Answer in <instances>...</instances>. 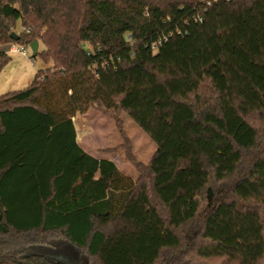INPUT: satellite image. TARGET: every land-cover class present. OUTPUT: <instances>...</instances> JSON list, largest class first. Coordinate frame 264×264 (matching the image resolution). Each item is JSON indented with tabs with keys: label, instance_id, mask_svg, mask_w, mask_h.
<instances>
[{
	"label": "trees",
	"instance_id": "16d2710c",
	"mask_svg": "<svg viewBox=\"0 0 264 264\" xmlns=\"http://www.w3.org/2000/svg\"><path fill=\"white\" fill-rule=\"evenodd\" d=\"M34 40L0 95V264H264V0H0V45ZM91 104L154 142L136 179L79 146Z\"/></svg>",
	"mask_w": 264,
	"mask_h": 264
},
{
	"label": "rangeland",
	"instance_id": "374dc122",
	"mask_svg": "<svg viewBox=\"0 0 264 264\" xmlns=\"http://www.w3.org/2000/svg\"><path fill=\"white\" fill-rule=\"evenodd\" d=\"M43 49L44 45L39 43L38 51ZM9 56L10 62L0 72V95L27 87L36 72L47 67L30 48L25 55L10 53ZM105 110L91 104L72 118L80 144L87 152L113 161L123 174L136 179L138 172L127 158L126 150L129 148L135 160L147 164L155 151V144L126 112ZM208 196L209 203H212L214 196L211 192ZM59 259L69 262L64 257Z\"/></svg>",
	"mask_w": 264,
	"mask_h": 264
},
{
	"label": "crops",
	"instance_id": "0c3cea01",
	"mask_svg": "<svg viewBox=\"0 0 264 264\" xmlns=\"http://www.w3.org/2000/svg\"><path fill=\"white\" fill-rule=\"evenodd\" d=\"M17 27H19V24L17 25ZM15 47H18V45H13V44H6V45H0V51H5L6 53H8V54H10V53H19V54H21V55H25L26 54V51L23 53V52H21V51H15L14 49H15ZM10 62V61H9ZM8 65V64H7ZM7 65L4 67V69L7 67ZM4 69L2 70V72L4 71ZM1 74V73H0ZM73 124H74V127L76 126V124L73 122ZM75 131H76V129H75ZM76 140H77V142H78V144H79V146L83 149V150H85L82 146H81V144H80V140L78 139V136L76 135ZM86 151V150H85ZM87 152V151H86ZM89 153V152H88ZM89 154H91V153H89ZM92 155V154H91ZM94 156V155H93ZM96 157V156H95ZM97 158H100V157H97Z\"/></svg>",
	"mask_w": 264,
	"mask_h": 264
},
{
	"label": "water",
	"instance_id": "95a60500",
	"mask_svg": "<svg viewBox=\"0 0 264 264\" xmlns=\"http://www.w3.org/2000/svg\"><path fill=\"white\" fill-rule=\"evenodd\" d=\"M10 37L11 38H17L18 36H17L16 32L12 31V32H10ZM29 48L32 51V54H36L37 50H38V41L37 40L32 41L29 44Z\"/></svg>",
	"mask_w": 264,
	"mask_h": 264
},
{
	"label": "built area",
	"instance_id": "2783aa9c",
	"mask_svg": "<svg viewBox=\"0 0 264 264\" xmlns=\"http://www.w3.org/2000/svg\"><path fill=\"white\" fill-rule=\"evenodd\" d=\"M207 5H209V2H207ZM195 19L198 20V21H201V16L198 14V15L195 17ZM20 29H22L20 26L16 28L17 31L20 30ZM164 39H166V38H164ZM158 43H160V41H158ZM14 50H15V51H21V52H23V53L26 51L22 46L15 47Z\"/></svg>",
	"mask_w": 264,
	"mask_h": 264
}]
</instances>
